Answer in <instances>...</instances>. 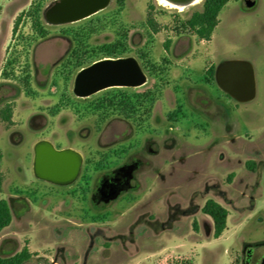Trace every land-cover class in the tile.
Listing matches in <instances>:
<instances>
[{
	"label": "rangeland",
	"instance_id": "374dc122",
	"mask_svg": "<svg viewBox=\"0 0 264 264\" xmlns=\"http://www.w3.org/2000/svg\"><path fill=\"white\" fill-rule=\"evenodd\" d=\"M58 1L0 0V113L13 109L12 125L0 119V200L13 217L0 258L27 248L25 264H144L140 257L166 249L152 264H241L245 246L264 242V0H249L252 9L230 0L210 42L184 25L204 0L186 11L111 0L54 25L46 13ZM116 44L145 83L76 96L77 74ZM229 61L252 65L253 100L218 86L216 71ZM114 118L120 136L109 129ZM43 141L81 155L75 182L37 176ZM126 167L130 186L115 182L96 200L101 178ZM209 200L229 212L219 241L202 212Z\"/></svg>",
	"mask_w": 264,
	"mask_h": 264
},
{
	"label": "water",
	"instance_id": "95a60500",
	"mask_svg": "<svg viewBox=\"0 0 264 264\" xmlns=\"http://www.w3.org/2000/svg\"><path fill=\"white\" fill-rule=\"evenodd\" d=\"M111 0H60L52 8L56 22L76 23L107 8ZM184 4L191 0H168ZM249 9L255 2L246 1ZM146 76L133 58L104 59L82 69L76 76L74 92L80 98L92 96L113 87L135 88L142 86ZM218 86L240 103L256 96L255 73L251 64L244 61H229L216 71ZM36 151V174L55 185H70L79 176L82 157L73 150H57L47 141L39 142ZM51 173V174H50Z\"/></svg>",
	"mask_w": 264,
	"mask_h": 264
},
{
	"label": "trees",
	"instance_id": "16d2710c",
	"mask_svg": "<svg viewBox=\"0 0 264 264\" xmlns=\"http://www.w3.org/2000/svg\"><path fill=\"white\" fill-rule=\"evenodd\" d=\"M119 4H123L125 0H117ZM230 0H204L202 12H196L193 16L187 20L184 25L186 28L190 29L201 41L210 42L213 34L219 24V16ZM153 10L154 7L150 6ZM21 22V17L16 20L13 34H16L18 26ZM39 24V23H37ZM152 27L153 22L149 23ZM158 32L157 29H154ZM171 42L167 41L165 43V51L170 52ZM121 47V44H116L110 52L105 55L107 58L118 59L121 56L113 52ZM207 76L213 81L215 79V69L211 67L207 71ZM13 109L10 105H7L0 113V119L2 122L12 125ZM2 181L0 180V193H1ZM204 215L208 216L214 227V238L219 239L227 228V220L229 217V212L222 207L220 204L213 200H209L204 208L202 209ZM13 217L9 204L6 200H0V234L10 227L12 224ZM32 258L31 253L27 248L23 249L20 253L7 258H0V264H25Z\"/></svg>",
	"mask_w": 264,
	"mask_h": 264
},
{
	"label": "flooded vegetation",
	"instance_id": "af4514ba",
	"mask_svg": "<svg viewBox=\"0 0 264 264\" xmlns=\"http://www.w3.org/2000/svg\"><path fill=\"white\" fill-rule=\"evenodd\" d=\"M59 3V1L57 2ZM52 11V8H50L46 15H48ZM87 98V97H86ZM118 118H114V121H111L109 124V129L111 128L113 131H117L116 124L120 122L117 120ZM129 125V123H128ZM129 128H132L131 125H129ZM116 136H120L122 134L114 133ZM117 141L116 139H114ZM114 142V141H113ZM131 167L121 168L119 170L114 171L111 175H107L101 178L97 192L94 196V198L97 200H103V194L105 193L107 188L113 187L114 183L116 182L118 184L117 189L120 187H123V185H126V188L130 186V179L131 174L129 172V169ZM131 170V169H130ZM126 174V176H124ZM120 193L119 190H116L115 197ZM114 197V198H115ZM113 198V199H114ZM241 264H264V242L257 244V245H249L245 246L242 250V259Z\"/></svg>",
	"mask_w": 264,
	"mask_h": 264
},
{
	"label": "bare ground",
	"instance_id": "6f19581e",
	"mask_svg": "<svg viewBox=\"0 0 264 264\" xmlns=\"http://www.w3.org/2000/svg\"><path fill=\"white\" fill-rule=\"evenodd\" d=\"M158 1L164 6H168L173 9H178L180 11H186L188 8L196 6L202 2V0H191L189 3L178 4V3L170 2L168 0H158ZM56 16H57L56 12L52 10L48 15H46V20L51 24L58 25L60 23L56 22L57 20Z\"/></svg>",
	"mask_w": 264,
	"mask_h": 264
},
{
	"label": "crops",
	"instance_id": "0c3cea01",
	"mask_svg": "<svg viewBox=\"0 0 264 264\" xmlns=\"http://www.w3.org/2000/svg\"><path fill=\"white\" fill-rule=\"evenodd\" d=\"M45 181V180H43ZM48 182V181H46ZM216 241H219V239H216ZM180 247H184V244L181 242ZM166 252H168L166 249H162L159 250L158 252H152V253H148L147 255L140 257L142 263L144 264H152L153 263V259L154 258H159L161 256H164V254H166Z\"/></svg>",
	"mask_w": 264,
	"mask_h": 264
}]
</instances>
